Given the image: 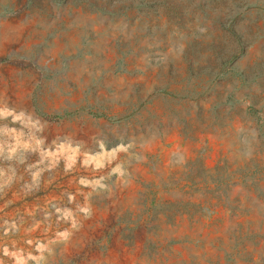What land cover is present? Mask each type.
<instances>
[{"label":"rangeland","instance_id":"obj_1","mask_svg":"<svg viewBox=\"0 0 264 264\" xmlns=\"http://www.w3.org/2000/svg\"><path fill=\"white\" fill-rule=\"evenodd\" d=\"M0 264H264V0H0Z\"/></svg>","mask_w":264,"mask_h":264},{"label":"trees","instance_id":"obj_2","mask_svg":"<svg viewBox=\"0 0 264 264\" xmlns=\"http://www.w3.org/2000/svg\"><path fill=\"white\" fill-rule=\"evenodd\" d=\"M57 116H54V118H56Z\"/></svg>","mask_w":264,"mask_h":264}]
</instances>
